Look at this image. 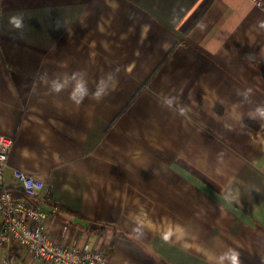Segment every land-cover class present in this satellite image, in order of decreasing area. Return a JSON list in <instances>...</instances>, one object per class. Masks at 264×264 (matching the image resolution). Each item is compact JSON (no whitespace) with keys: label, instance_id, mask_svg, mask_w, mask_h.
Wrapping results in <instances>:
<instances>
[{"label":"crops","instance_id":"0c3cea01","mask_svg":"<svg viewBox=\"0 0 264 264\" xmlns=\"http://www.w3.org/2000/svg\"><path fill=\"white\" fill-rule=\"evenodd\" d=\"M262 67L250 0H0L5 183L44 181L50 236L107 264H264Z\"/></svg>","mask_w":264,"mask_h":264},{"label":"built area","instance_id":"2783aa9c","mask_svg":"<svg viewBox=\"0 0 264 264\" xmlns=\"http://www.w3.org/2000/svg\"><path fill=\"white\" fill-rule=\"evenodd\" d=\"M264 11V0H250ZM15 139L0 135V248L7 251L5 264H14L10 252L17 246L32 252L33 259L44 264H107L105 248L90 247L86 243L73 242L61 245L47 232V207L53 212L58 204L50 203L48 194L42 193L45 182L20 169H12V175L26 199H18L5 183L6 168Z\"/></svg>","mask_w":264,"mask_h":264},{"label":"clouds","instance_id":"9594fccd","mask_svg":"<svg viewBox=\"0 0 264 264\" xmlns=\"http://www.w3.org/2000/svg\"><path fill=\"white\" fill-rule=\"evenodd\" d=\"M22 17L14 16L11 18L10 22L14 25L15 28L22 27ZM67 79L64 82H60L59 80L52 81V91L59 93L67 84ZM102 89L96 93V97L99 98L101 95ZM87 94V89L83 81H78L75 85V88L71 94L72 99L76 101V103H80V101ZM171 101H169V104ZM261 115L264 116V111L261 112Z\"/></svg>","mask_w":264,"mask_h":264},{"label":"trees","instance_id":"16d2710c","mask_svg":"<svg viewBox=\"0 0 264 264\" xmlns=\"http://www.w3.org/2000/svg\"><path fill=\"white\" fill-rule=\"evenodd\" d=\"M263 68V72H264V67H262Z\"/></svg>","mask_w":264,"mask_h":264}]
</instances>
